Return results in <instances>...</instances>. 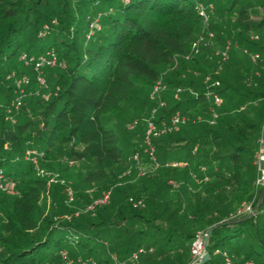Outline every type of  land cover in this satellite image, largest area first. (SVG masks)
<instances>
[{
    "label": "trees",
    "instance_id": "obj_1",
    "mask_svg": "<svg viewBox=\"0 0 264 264\" xmlns=\"http://www.w3.org/2000/svg\"><path fill=\"white\" fill-rule=\"evenodd\" d=\"M159 81L147 144L127 107L150 117ZM263 145L264 0H0V264H189L210 228L204 264H264V195L240 214L259 203ZM28 150L62 176L76 165L72 201Z\"/></svg>",
    "mask_w": 264,
    "mask_h": 264
},
{
    "label": "built area",
    "instance_id": "obj_2",
    "mask_svg": "<svg viewBox=\"0 0 264 264\" xmlns=\"http://www.w3.org/2000/svg\"><path fill=\"white\" fill-rule=\"evenodd\" d=\"M200 13H201V15H203L205 22H208L209 21V16L207 14V11H205L204 7H201ZM208 35L210 37H213V32H210ZM205 37L206 36L202 35V36H200L198 39H196L193 42V44H192V51L194 52L193 54H197L199 52V44L205 39ZM228 48H229V45H228ZM47 54H48V56L42 55L35 62V69L38 72L37 80H38L40 85H45L46 84V79H45V77L43 75V69H42L44 67V65H46V66H54L56 64V60H57V55H56L55 52L50 51ZM227 55H228L227 54V50L222 53V56H223L224 59L227 57ZM252 57H253V59H256V58L259 57V55L255 54V55H252ZM23 58L27 61V63H30V62L34 61L33 57L28 58L27 55H24ZM24 78H25V83H29V78L27 76H25ZM165 89H166V85L159 81L158 83H156V85L154 86V88L152 90V93H151V98L157 99L159 101V106L153 108L151 116L148 117L147 120H146L147 121V131H146V143L147 144L151 143V134H153V132L156 129L155 123H154L152 118L157 113L158 109L161 106H164V104H165L164 100L162 99V92ZM180 90L181 89L179 88L178 91H180ZM23 92H24V89L22 88L21 89V93H23ZM22 96H23V94H20V97H18L16 99V104H15L16 107H19V105L21 104ZM215 100H216L217 103L221 102V98L218 95H215ZM181 121H184V118H182L179 115L174 116L173 119H172V127H176L177 124L179 122H181ZM170 129H171V127L164 128V131L165 130H170ZM36 154L37 153L34 150H28L27 151V158L28 159L30 158L32 163L34 165H36L37 168H38V161H37V158L35 157ZM261 154H262V149H261ZM261 154H260V157L262 159H264V156H262ZM173 164L177 165V163H173ZM45 174H47V172H45L44 170H41V172L39 173V175L42 176V177H44ZM4 181H5V174L3 173L2 170H0V188L3 189V190H7L9 192H13L14 191L13 190V185L5 184ZM257 182L260 184V179H258ZM109 195H110V193L107 192L102 198L96 199L94 201V203L92 205H90L88 208L92 209L96 204H101V203L106 202L109 199ZM68 196H69V200L70 201H72L74 199V194H73L72 190H68ZM245 210L250 211V213L254 212V211H252V205L251 204L247 205ZM207 249H208V247H207V243H206V233L205 234L198 233L197 236L195 237L193 243H192V247H191L192 261L189 264H204L202 262V258L204 257V254H205ZM141 251L142 250H140V252ZM137 258H138V255L134 254V259L137 260ZM251 264H254V263H251Z\"/></svg>",
    "mask_w": 264,
    "mask_h": 264
},
{
    "label": "rangeland",
    "instance_id": "obj_3",
    "mask_svg": "<svg viewBox=\"0 0 264 264\" xmlns=\"http://www.w3.org/2000/svg\"><path fill=\"white\" fill-rule=\"evenodd\" d=\"M210 14H213V11ZM210 22H211V17L209 18V22H208L207 27L210 26ZM207 27L205 29V30H207V31H205L206 33L202 34L204 36H207V34H209L211 32V31L210 32L208 31ZM252 36L256 37L255 34H252ZM213 42L214 41H213L212 37H210V36L205 37V39L199 44V52L198 53H205L206 51L203 48H201V47L209 46V45L213 44ZM224 46H220V47L215 48L214 52L217 53V52H220L221 50L223 52L226 51L227 48H228V45L225 44ZM223 48H224V50H223ZM237 53H243V51L241 49H238ZM44 67H46V65H44ZM44 67L42 68L43 72H44ZM169 94L171 95L172 91L171 92L169 91ZM18 97H20V94H18L16 98H18ZM147 110H148L147 108H145L144 106H142L141 104H139L136 101L131 103L127 107V111H128V115L129 116L131 114H134V115L135 114H139V117H135L134 120H133V122H134L132 124L133 129L137 128V127H139L141 125L140 124V120H142L143 123H144L145 120H147V118H148V116H147L148 112H146ZM261 155L264 156V145L262 146V154ZM258 165H259V169H260V178H259L260 179V184L263 186L264 185V159H262L260 156H259V159H258ZM60 167L61 166L56 167V169H58ZM72 167H73V169H71V172H70L71 175L67 174V175H64V176H62V174L60 172H58L57 170L47 169L44 166H41L40 164L38 165V168H36V169H37V173L38 174L41 172V170H44L45 172H47V174H45L44 177L49 179V181H50L49 183H51V184H63V185L66 186V191H68V190H70V187H68V186H70V184H72V181L77 180L78 177H79V175H78L79 171H75L74 170V169H76V165L72 164ZM245 208H246L245 206L242 207V209L240 210V214H248V215L251 214L250 211L245 210ZM255 208L256 207L252 206V211H254ZM207 231L208 230L200 229V230H198V233H202V234L206 233L207 234Z\"/></svg>",
    "mask_w": 264,
    "mask_h": 264
},
{
    "label": "water",
    "instance_id": "obj_4",
    "mask_svg": "<svg viewBox=\"0 0 264 264\" xmlns=\"http://www.w3.org/2000/svg\"><path fill=\"white\" fill-rule=\"evenodd\" d=\"M263 195H264V188L263 191L261 193L260 199H259V203L256 206L255 210L253 213H256L259 210V207L261 206L262 200H263ZM253 213L249 214L247 217H250L251 215H253ZM213 228L208 229L207 234H206V243H207V247H208V243H209V239H210V235L212 233ZM210 258V253L208 251V249L206 250L204 257L202 258V262L206 263Z\"/></svg>",
    "mask_w": 264,
    "mask_h": 264
}]
</instances>
